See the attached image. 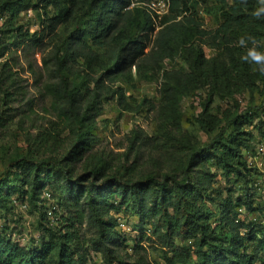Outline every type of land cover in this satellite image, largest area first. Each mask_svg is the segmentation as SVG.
<instances>
[{
    "label": "trees",
    "instance_id": "obj_1",
    "mask_svg": "<svg viewBox=\"0 0 264 264\" xmlns=\"http://www.w3.org/2000/svg\"><path fill=\"white\" fill-rule=\"evenodd\" d=\"M207 4L215 5L222 16L214 30L205 29L197 16V6ZM129 5L130 0H0V12L9 15L10 24L23 13L37 12L38 32L30 37L26 28L16 29L22 43L35 35L37 39H55L61 25H75L72 34L54 42V51L45 60L49 80L43 88L53 97V107L63 119V131H68L65 143H69L62 160L53 167L64 173L69 191L78 197L84 195L88 223L96 233L95 245L106 264L143 263L142 259L121 260L112 244L116 232L105 218L113 219L110 212L119 207L111 201L117 198L121 205L134 210L140 221L152 225L150 231L156 237L164 264H264L263 216L256 214L259 206H254L253 200L258 188L253 174L256 168L249 165L242 153V149L252 148L253 131L246 127L254 123V116L238 102L221 117L211 111L216 95L234 99L235 93L264 85V73L254 70L257 66L243 59L248 48L264 52V17L253 15L260 0H171L170 11L158 30L150 13L140 8L127 9ZM241 37L252 39L241 47ZM149 43L151 49L146 52ZM205 47L211 48L214 55H207ZM176 56L187 63V68L166 72L173 78L166 89L186 95L198 85L209 86L208 97L201 102V112L194 122L202 131L216 134L203 148L193 150L187 133L175 125L151 143L139 141L136 159L145 151L166 155L161 154L151 168L138 171L135 163L114 167L108 158L94 153L99 140L91 132V109L103 98H115L120 108L132 111L124 89L116 86L119 78L132 77L133 67L155 70L157 65L173 61ZM5 65L0 82L12 85L15 78ZM143 103L151 104L145 99ZM258 127L262 130V126ZM56 138L57 135L46 133L36 137L35 151L50 146ZM79 162L88 171L75 181L73 168ZM210 162H215L217 172L226 179H239L245 185L247 196L237 202L245 205L253 217V221L242 220L239 224L245 230H214L204 203L217 175L209 168ZM155 165L160 170L164 168L161 166L169 169L160 176L153 171ZM20 167L32 176L27 200L46 221L40 197L42 184L50 175L49 166L43 160H35ZM120 170L123 173L117 176ZM9 173L7 168L0 182ZM70 206L84 221L79 203L71 202ZM228 211L233 213V207ZM153 219L155 223L151 224ZM48 228L53 231V239L28 252L0 234V264H44L49 260L54 264H87L86 256L72 246L69 231L62 233L56 226ZM143 241L141 238L137 242L135 252L144 247Z\"/></svg>",
    "mask_w": 264,
    "mask_h": 264
},
{
    "label": "rangeland",
    "instance_id": "obj_2",
    "mask_svg": "<svg viewBox=\"0 0 264 264\" xmlns=\"http://www.w3.org/2000/svg\"><path fill=\"white\" fill-rule=\"evenodd\" d=\"M50 11L53 12V9L50 8ZM196 11L207 30H214L222 20L215 5L197 6ZM7 20L9 15L0 12V73L2 74L3 65L6 63V68L15 78L12 85L0 82V176L7 168L11 170L0 182V234L27 252L41 248L53 239V231L48 228L47 218L45 221V216L42 218L27 200L32 176L27 169L20 167L30 161L43 160L49 166L50 175L42 184L41 197L45 190L51 193V202L47 204H53L57 212L59 219L54 221L56 230L71 233L72 246L78 250V254L86 256L87 264H106L102 252L95 245L96 233L92 224L88 223L84 195L78 197L76 193L69 191L64 173L53 167L62 160L69 143H65L68 131H63V119H60L53 107V97L43 88L44 83L49 80V69L45 60L52 55L54 42L72 34L75 25L72 22L61 25L55 39L52 36L37 39L35 35L26 43H22L16 29L26 28L30 37L38 32L40 18L37 12L32 10L23 13L20 19L12 24ZM151 45L152 43H149L146 52L150 51ZM205 53L214 55V51L209 47H205ZM51 65L52 63H48V66ZM80 67L82 68L81 65ZM179 68L186 69L187 63L176 56L173 61L157 65L155 70L148 66H142L140 69L133 67L132 77L127 75L119 78L116 86L124 89L132 111L120 108L115 98H103L91 109L94 122L91 132L99 140L95 154L108 158L114 167L123 163H135L140 171L156 164L161 154L166 157L161 151H145L136 159L139 141L142 139L151 143L156 136L175 125H180L187 133L193 150L203 148L213 138L216 133L208 134L194 122L201 112V102L208 97L209 86L198 85L186 95L166 89L167 84L173 83V78L166 72ZM144 99L155 107L151 108V104L143 103ZM236 102L248 108L254 116V123L246 127L247 130L253 131V138L250 140L252 148L242 149L245 159V156L249 158L250 153L255 152L253 149L264 145V125L261 123V120H264V85L255 90L235 93L234 99L216 95L213 97L211 111L221 117L225 110L233 109ZM258 126H262V130ZM44 133L57 135V138L50 146L36 152L35 139ZM254 162L256 169L253 174L258 188L255 189L253 200L254 206H259L256 214L263 216L261 222L264 223V154ZM208 166L217 174L212 179L209 194L204 200L212 216L214 230H245L239 227L242 220L253 221L247 207L237 203L239 199L244 200L247 196L245 185L239 179H226L220 175L215 162H210ZM161 167L164 168L160 170L155 165L153 169L160 176L162 171L169 169ZM87 171L84 163L74 164V180L81 178ZM122 173L120 170L116 175L120 176ZM76 201L83 211L84 221L78 218V214L70 206L71 202ZM111 204L119 208L110 212L113 219L106 217L105 220L116 232L112 244L119 258L131 262L142 259V264H164L156 237L150 231L152 225L140 221L134 210L121 205L118 198L112 200ZM230 206L233 207V213L228 211ZM119 223L124 226L121 227ZM150 223H155V220ZM141 238L144 240L141 243L144 247H139L135 252L134 248ZM44 264H54V261L49 260Z\"/></svg>",
    "mask_w": 264,
    "mask_h": 264
},
{
    "label": "built area",
    "instance_id": "obj_3",
    "mask_svg": "<svg viewBox=\"0 0 264 264\" xmlns=\"http://www.w3.org/2000/svg\"><path fill=\"white\" fill-rule=\"evenodd\" d=\"M171 6V0H130V5L127 9L140 8L146 10L151 14L152 19L155 23L156 30L159 29V24L163 18L169 13ZM264 154V145L259 146L254 155H250L248 158L249 165L254 167L255 160L259 159L261 155ZM42 205L45 208L46 218L49 222V225L56 226L54 224L55 220L59 218L56 216V210L53 207V204L48 205L47 202H51V193L47 190L43 192L41 197ZM123 227V223H119Z\"/></svg>",
    "mask_w": 264,
    "mask_h": 264
},
{
    "label": "clouds",
    "instance_id": "obj_4",
    "mask_svg": "<svg viewBox=\"0 0 264 264\" xmlns=\"http://www.w3.org/2000/svg\"><path fill=\"white\" fill-rule=\"evenodd\" d=\"M253 15L256 18L264 17V0H260V7L257 8ZM251 37L247 39L245 37H241L238 42V46L244 47L247 45L248 40H251ZM252 43L255 44V40H252ZM246 62H249L255 66H257L254 70H257L261 73H264V52L257 51L255 47L248 48L247 54L243 57Z\"/></svg>",
    "mask_w": 264,
    "mask_h": 264
}]
</instances>
